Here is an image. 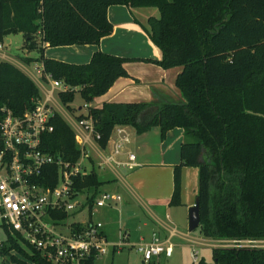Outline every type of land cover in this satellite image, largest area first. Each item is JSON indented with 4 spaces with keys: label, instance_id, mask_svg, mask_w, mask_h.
Listing matches in <instances>:
<instances>
[{
    "label": "trees",
    "instance_id": "obj_1",
    "mask_svg": "<svg viewBox=\"0 0 264 264\" xmlns=\"http://www.w3.org/2000/svg\"><path fill=\"white\" fill-rule=\"evenodd\" d=\"M109 5L157 10L156 17L147 18L145 32L160 58L144 60L161 68L180 67L174 85L182 100L103 102L74 117L92 120L91 134L101 149L115 125H128L135 133L155 126L160 139L168 129L182 127L191 140L180 145L168 203L179 204L180 168L195 167V228L201 235L264 240V0H0V44L7 35L20 33L22 48L38 52L20 60L39 62L42 78L48 75L68 86L57 98L67 110L78 112L69 105L74 95L89 103L104 93L116 78L127 76L126 59L97 50L77 64L44 57L42 48L97 44L112 28L106 18ZM39 97L25 73L0 59V106L20 115ZM48 122L51 130L41 134L38 149L74 163L81 148L73 130L55 111ZM56 170L55 164L43 165L37 181L53 186ZM100 184L90 169L72 177L71 188L85 193L89 210ZM52 215L57 220L69 216L62 210ZM11 248L18 255L10 254ZM1 253L2 264H55L11 238ZM93 253L82 264H94ZM195 264H264V247H213L209 260L199 257Z\"/></svg>",
    "mask_w": 264,
    "mask_h": 264
},
{
    "label": "crops",
    "instance_id": "obj_2",
    "mask_svg": "<svg viewBox=\"0 0 264 264\" xmlns=\"http://www.w3.org/2000/svg\"><path fill=\"white\" fill-rule=\"evenodd\" d=\"M157 15V10L153 7L109 5L106 8V18L112 28L97 44L44 46L42 55L78 64L87 62L92 52L100 50L126 59L123 67L127 76L116 78L104 93L86 103L87 106L99 107L103 102H180V93L174 85V78L180 67L161 68L144 60L160 58L159 49L145 32L147 18ZM11 35L14 34L4 38L3 47L10 42ZM22 45L23 39L20 49L24 54H16L12 58L1 52L0 59L14 64L25 73L37 86L40 98H47L53 108L58 100L57 90L50 91L47 76L41 77L39 62H33L35 75L24 67L30 62L23 63L20 58L36 56L29 55ZM82 104L80 100L75 115L79 113ZM67 118L71 123L69 127L77 137L76 142L83 150L84 158L88 159L90 169L101 182L97 193L107 191L120 196L119 201L96 207L91 214L88 210L85 213V209H81L68 218L69 221L83 222L86 219L96 220L97 215V219L101 221V231L107 242L106 252L95 256L94 264H146L140 257L134 256L133 247L140 242H149L154 237L168 240L172 244V252L168 257L162 254L153 256L148 262L170 264V259L177 251L180 254L187 251L190 257L192 250L201 252L200 257L208 260L205 254L208 249L209 252L211 250L209 242L219 239L201 235L198 228L187 230L188 208L196 198L195 167L180 168L179 204L168 203L172 192V168L180 161V145L191 140L184 129H168L160 139L155 126L142 133H135L130 126L121 125L129 134V142L124 144L123 152L129 151L134 155L133 165L126 166L107 161L117 137L114 131L110 132L105 147L101 149L90 133L82 131L76 125L74 116L68 113ZM123 152L115 157L117 162L126 160ZM83 196L81 194L79 198Z\"/></svg>",
    "mask_w": 264,
    "mask_h": 264
},
{
    "label": "built area",
    "instance_id": "obj_3",
    "mask_svg": "<svg viewBox=\"0 0 264 264\" xmlns=\"http://www.w3.org/2000/svg\"><path fill=\"white\" fill-rule=\"evenodd\" d=\"M46 76L51 92L67 89L68 86L60 81ZM79 108V112L85 114L86 103ZM53 111L48 99L40 97L34 100L31 110L20 115H14L8 108L0 106V264L4 257L1 253L2 246L7 244L9 238L23 250H37L45 260L55 264H82L92 251L94 258L106 252L107 242L101 231V222L68 219L72 213L81 209H85L86 213L88 210L87 205H84L85 193L75 192L71 188L72 177L83 172V150H80L76 161L70 164L38 149L41 134L51 130L48 121ZM74 121L82 131L91 134L90 118L74 117ZM112 131L117 137L107 161L132 166L134 155L129 151L123 152L124 144L129 142V134L121 125L113 126ZM74 138L76 141L75 135ZM121 152L125 154L126 160L117 162L115 157ZM45 164H55L57 167L56 183L51 187L37 181ZM81 194L84 196L80 199ZM119 200L118 194L101 191L95 195L88 211L91 214L94 208ZM60 210L69 216L64 220L55 219L52 214ZM71 223L80 224L82 229L76 231ZM261 241L264 240L225 242L230 243L227 246L264 247L263 244L259 245ZM133 249L143 262H148L153 256L160 254L170 256L172 244L166 239L154 237L149 242L134 245ZM8 252L18 255L15 248ZM196 254L195 250L190 252L191 261L197 260Z\"/></svg>",
    "mask_w": 264,
    "mask_h": 264
},
{
    "label": "rangeland",
    "instance_id": "obj_4",
    "mask_svg": "<svg viewBox=\"0 0 264 264\" xmlns=\"http://www.w3.org/2000/svg\"><path fill=\"white\" fill-rule=\"evenodd\" d=\"M154 8V7H153ZM154 10H156L154 8ZM22 42V39H21V35L19 34H14V35H11V40L9 43H6L4 45V47L2 46V43L0 44V53L1 52H4L6 54H8L9 56H11L12 58H15L16 54H24L22 53L21 49H20V43ZM28 54L31 55V56H38V52L37 50H28ZM34 66V63L33 62H30L28 65H24V67L26 69H28L31 73L34 74V69L32 68ZM35 75V74H34ZM55 97V95H54ZM80 103V98L75 95L73 100L70 102V106L73 107V108H76L77 105ZM53 108L54 110L62 117V119L69 125L71 126V123L68 121V113L71 115V116H75V112L74 110H67L60 102L59 100H56V104L53 105ZM78 111V110H77ZM91 168V164L90 162L88 161V159L86 158H83L82 159V162H81V170L83 172H88ZM100 177H104L103 175H100ZM95 219L96 220H99L97 219V215H95ZM100 221V220H99ZM101 222V221H100ZM119 230V229H118ZM121 233V232H120ZM210 243V246L211 248L213 247H221V246H227L228 244H230L229 242H225L223 240H214V241H211L209 242ZM262 244L264 245V243H261L259 244L260 246H262ZM209 246V247H210ZM132 250V249H131ZM134 250V249H133ZM132 250V251H133ZM188 250V249H187ZM135 251V250H134ZM200 254L201 252H197L196 254V257L197 259L200 257ZM139 254L135 251L134 253V256H137L138 258L140 256H138ZM205 258L206 259H210V252H209V249L207 251V253L205 254ZM140 259V258H139ZM170 264H195L196 261H191L190 257L188 256V252L187 251H184L180 253H178V251L176 253H174L172 259H170ZM159 264V263H158Z\"/></svg>",
    "mask_w": 264,
    "mask_h": 264
},
{
    "label": "water",
    "instance_id": "obj_5",
    "mask_svg": "<svg viewBox=\"0 0 264 264\" xmlns=\"http://www.w3.org/2000/svg\"><path fill=\"white\" fill-rule=\"evenodd\" d=\"M198 225V207L197 199H194L192 206L188 208L187 212V230L191 231Z\"/></svg>",
    "mask_w": 264,
    "mask_h": 264
}]
</instances>
